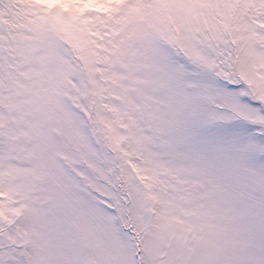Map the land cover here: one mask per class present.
I'll use <instances>...</instances> for the list:
<instances>
[{"label": "snow or ice", "instance_id": "1", "mask_svg": "<svg viewBox=\"0 0 264 264\" xmlns=\"http://www.w3.org/2000/svg\"><path fill=\"white\" fill-rule=\"evenodd\" d=\"M0 264H264V0H0Z\"/></svg>", "mask_w": 264, "mask_h": 264}]
</instances>
